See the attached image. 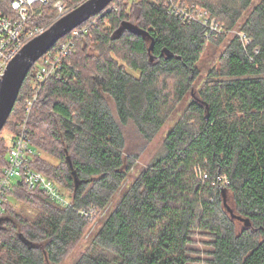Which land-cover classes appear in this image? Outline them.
<instances>
[{
    "label": "trees",
    "instance_id": "trees-1",
    "mask_svg": "<svg viewBox=\"0 0 264 264\" xmlns=\"http://www.w3.org/2000/svg\"><path fill=\"white\" fill-rule=\"evenodd\" d=\"M182 6L209 12L221 36L173 12ZM39 10L28 28L54 23L52 6ZM125 23L142 33L118 35ZM81 27L43 83L36 81L43 57L31 67L0 132L12 137L27 117L30 166L69 204L14 179L5 200L37 214L10 210L11 219L2 204L0 264H60L106 212L70 264H264V0H113ZM228 34L196 87L203 53ZM187 95L162 152L125 186L138 154L127 151L124 128L132 124L150 141ZM9 145L0 136V176Z\"/></svg>",
    "mask_w": 264,
    "mask_h": 264
},
{
    "label": "built area",
    "instance_id": "built-area-1",
    "mask_svg": "<svg viewBox=\"0 0 264 264\" xmlns=\"http://www.w3.org/2000/svg\"><path fill=\"white\" fill-rule=\"evenodd\" d=\"M85 1L78 0L76 6ZM44 6H52L58 10L60 13L57 18L67 13H62L66 8L65 0H0V77L3 75L9 61L20 52L22 47L29 40L46 30L37 29L36 27L28 28V23L33 18L35 12L39 13V9ZM174 11L183 16L186 21L197 22L204 26L208 36L216 37L221 32L216 18L204 9L194 6H182L180 9L173 7ZM83 30H85V27L74 29L70 32L69 39H65L58 44L56 43L57 45L53 53H49L48 51L42 56L43 58L41 57L42 59L40 58L41 62L36 76V81L39 84L43 83L56 68L60 67L62 60L73 48V39ZM240 37L242 40L245 39L243 34H240ZM36 96L34 95L32 98L26 100L27 115L34 102H36ZM26 125L27 117L20 122L17 133L12 135L10 139L7 152V165L0 176V212L2 204L5 202L4 195L9 192L14 179H22L28 190L39 187L60 205L67 206L69 204V201L57 191L55 186L43 174L35 171L30 166L34 151L27 135ZM198 176L199 178L200 176L206 177L199 171Z\"/></svg>",
    "mask_w": 264,
    "mask_h": 264
},
{
    "label": "water",
    "instance_id": "water-1",
    "mask_svg": "<svg viewBox=\"0 0 264 264\" xmlns=\"http://www.w3.org/2000/svg\"><path fill=\"white\" fill-rule=\"evenodd\" d=\"M113 0H86L69 12L57 18L43 33L29 40L20 52L6 66L0 77V132L13 109L22 83L31 67L44 56L55 44L74 29L84 24L94 15L102 12ZM128 29L142 33L134 25L125 23L117 30ZM152 42L148 51L150 52ZM167 56H171L166 51ZM152 59V57L150 58ZM247 220L245 223L247 224Z\"/></svg>",
    "mask_w": 264,
    "mask_h": 264
},
{
    "label": "rangeland",
    "instance_id": "rangeland-1",
    "mask_svg": "<svg viewBox=\"0 0 264 264\" xmlns=\"http://www.w3.org/2000/svg\"><path fill=\"white\" fill-rule=\"evenodd\" d=\"M258 0H254V3H256ZM75 7V6H74ZM73 9V7H66L62 13L64 14L65 12L70 11ZM56 10V9H55ZM59 11L56 10V16L55 19L59 16ZM29 25L30 28H37V29H45V24H40V25ZM235 30H238V28H235ZM221 36L219 33L217 37ZM231 36H226L223 40V42L216 48H207L205 52L203 53L201 57V62L198 65L199 67V75L195 81V86L199 87L201 84L205 81L207 72L209 69L216 65L218 63V56L220 52L223 49L224 44H226L227 39L230 38ZM191 100L190 95H187L184 97V99L180 102V104L177 106V108L174 110V112L170 115V117L167 119L163 127L155 134V136L150 140H143L141 138L140 134L138 135V132L136 129L133 127L132 124H129L127 127L124 128L125 136H126V142H127V151L128 152H134L138 154V161L136 162V166L131 170L127 181L125 183L126 185H129L132 182V179L135 177L137 174V169L140 167H143L147 165L156 155L162 152V140L163 137L168 133V131L172 128L174 123L177 121L179 116L182 114V112L185 110V108L188 106L189 102ZM111 106L113 107V103L111 100H109ZM2 138H6L7 141H10L11 138V133L7 131H3L0 135ZM7 158V157H6ZM46 158V157H45ZM53 162V161H52ZM2 175V174H1ZM222 187L226 186L227 179L223 177L222 179ZM118 194L115 195L114 201L117 199ZM7 202L6 208L8 209L9 212H2L4 216H8L9 218L12 219V213H10V210L13 212L16 211L20 216L23 217H28V218H34L37 214L35 209H33L31 206L20 202L14 198L7 197L5 200ZM113 202V200H112ZM112 205V203H111ZM107 213V212H106ZM106 213L101 215L96 222L89 224L88 227L86 228L82 238L78 243H76L72 249L71 252L66 256L60 264H70L76 257L83 252L88 244L90 243L92 236L94 235L95 231L98 229L100 226L102 220L106 216ZM8 214V215H7ZM2 215V216H3Z\"/></svg>",
    "mask_w": 264,
    "mask_h": 264
},
{
    "label": "bare ground",
    "instance_id": "bare-ground-1",
    "mask_svg": "<svg viewBox=\"0 0 264 264\" xmlns=\"http://www.w3.org/2000/svg\"><path fill=\"white\" fill-rule=\"evenodd\" d=\"M71 1V0H70Z\"/></svg>",
    "mask_w": 264,
    "mask_h": 264
}]
</instances>
